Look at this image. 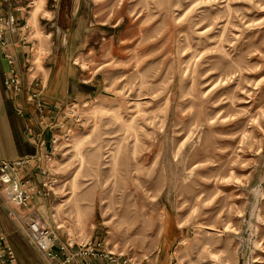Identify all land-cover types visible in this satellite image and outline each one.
I'll return each instance as SVG.
<instances>
[{
	"label": "rangeland",
	"instance_id": "374dc122",
	"mask_svg": "<svg viewBox=\"0 0 264 264\" xmlns=\"http://www.w3.org/2000/svg\"><path fill=\"white\" fill-rule=\"evenodd\" d=\"M11 2L13 98L47 114L52 55L97 88L36 134L43 154L59 138L37 205L62 239L133 264H264V0Z\"/></svg>",
	"mask_w": 264,
	"mask_h": 264
},
{
	"label": "crops",
	"instance_id": "0c3cea01",
	"mask_svg": "<svg viewBox=\"0 0 264 264\" xmlns=\"http://www.w3.org/2000/svg\"><path fill=\"white\" fill-rule=\"evenodd\" d=\"M37 1L34 0L33 3ZM13 7L14 6L11 0H0V16L4 15L5 19H7V22L10 23L14 28L16 25L20 24V22H16V19L21 16V13L18 9ZM54 10L56 9L54 8ZM9 34L7 35L8 37L11 36ZM17 35L18 34L12 35L11 38L14 39V37ZM10 50L16 56L17 61H19V70L22 69L24 62V48H22V46L13 45L10 47ZM47 63L49 66L47 68V73L51 80L47 90V96L50 99H47L49 103V106H47L48 109L46 111L47 114H44V117L41 116L42 119H40L39 115L33 110V108L25 102L24 97L14 99L12 93L5 89L4 79L9 73V66L6 59L3 57L2 51L0 50V159L28 158L38 156L45 150H48L50 147L49 141L45 142L44 147H39L36 143V134L46 132L45 135L48 137L49 132L47 131V128H45L44 123H47L48 121L56 122V108L62 106V103L65 101L64 99L71 96L72 99L74 98V101H77L76 99L79 98H82L83 101H87V97H90V95L97 89L95 88L94 83H92V78H94V75H92L87 80H81L80 73L76 67H71L69 63H66L65 67H59L58 65L56 66V59L53 58V55L49 58L47 57ZM18 104L25 108L26 115L24 114L21 116L17 114L15 107ZM29 127L32 128L33 134L35 135L31 136L27 132ZM39 164L43 166L44 161H41ZM27 168L28 169L21 170L19 172L20 177L26 178L31 176L35 182H39L38 180H40L41 168L36 169V164L32 163ZM2 203L3 202L0 199V225L6 235L8 243L13 249L16 263L44 264L39 254L27 243L20 227L7 217L6 207L3 205L4 203ZM40 203L44 204L46 202L45 198L38 195L35 196L32 201V205L29 207H16L14 210L20 216L30 214L32 211L36 210L44 222L48 224L47 219H44L45 214L42 209V207L46 205H37ZM77 264L100 263L96 260L88 261L86 259H81ZM141 264L147 263L143 261Z\"/></svg>",
	"mask_w": 264,
	"mask_h": 264
},
{
	"label": "built area",
	"instance_id": "2783aa9c",
	"mask_svg": "<svg viewBox=\"0 0 264 264\" xmlns=\"http://www.w3.org/2000/svg\"><path fill=\"white\" fill-rule=\"evenodd\" d=\"M9 32L8 22L4 15H1L0 50L10 65L9 73L4 79V86L11 90L12 94L16 95L21 87V78L16 69V60L9 49L10 40L7 36ZM19 40L25 44L26 39L24 36L19 38ZM39 95L38 93L30 94L27 100H31L41 110L42 100ZM73 107L74 105H71V108ZM16 112L22 115L23 109L17 106ZM65 115L63 112L62 117H65ZM63 132L62 135L64 137L68 136L69 131L64 130ZM28 133L33 136L31 132ZM50 138L51 150L45 154L41 153L38 156L22 159H0V195L4 197L5 200L2 199L4 203L8 204L4 205L7 217L20 227L27 243L39 254L44 264H77L81 259L88 261L96 260L100 264H133L128 259H122L120 255H115L108 251L102 239L94 238L92 235L80 242L75 241L71 237L62 239L55 228L46 224L36 210L23 216L15 212L14 208L16 207H29L30 205L27 204L33 194L39 195L42 193L41 191L43 193L52 191V186L56 179L53 174H50L46 163L52 156L59 138L53 135ZM36 143L39 147H42L45 144V140L41 137ZM41 161H44V165L40 169L42 176L39 183H36L31 176L26 178L20 177L19 172L21 170L28 169L27 167L31 163L36 164V167H40L39 163ZM0 264H17L13 249L7 241L1 225Z\"/></svg>",
	"mask_w": 264,
	"mask_h": 264
},
{
	"label": "bare ground",
	"instance_id": "6f19581e",
	"mask_svg": "<svg viewBox=\"0 0 264 264\" xmlns=\"http://www.w3.org/2000/svg\"><path fill=\"white\" fill-rule=\"evenodd\" d=\"M34 13H35V11H34ZM7 20V19H6ZM8 28H9V30H10V32L9 33H14L15 32V28H13L12 26H11V24L10 23H8ZM8 33V34H9ZM39 188H40V186H39ZM41 192H43V191H41ZM0 199L2 200V199H4V197L2 196V195H0ZM5 200V199H4Z\"/></svg>",
	"mask_w": 264,
	"mask_h": 264
}]
</instances>
